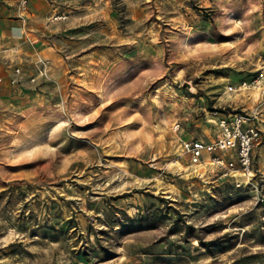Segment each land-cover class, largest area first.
Wrapping results in <instances>:
<instances>
[{
	"label": "rangeland",
	"instance_id": "374dc122",
	"mask_svg": "<svg viewBox=\"0 0 264 264\" xmlns=\"http://www.w3.org/2000/svg\"><path fill=\"white\" fill-rule=\"evenodd\" d=\"M30 4L42 40L5 67L48 76L0 91V264H264V121L241 187L180 156L264 110L242 88L264 75V0Z\"/></svg>",
	"mask_w": 264,
	"mask_h": 264
},
{
	"label": "built area",
	"instance_id": "2783aa9c",
	"mask_svg": "<svg viewBox=\"0 0 264 264\" xmlns=\"http://www.w3.org/2000/svg\"><path fill=\"white\" fill-rule=\"evenodd\" d=\"M18 11L22 14L21 19L26 22L29 0H19ZM65 18V14L56 12L48 16L47 20L53 22ZM39 40L40 38L32 35L28 24L25 23L17 44L0 47V63L5 64L9 60L14 62L23 59V45H36ZM37 64H35L37 71L30 76L26 75L22 66H12L8 77L9 83L18 87H23L28 83L37 90L39 78L48 76L45 61L40 60ZM3 82L4 77L0 76V84ZM249 86L258 90V102L264 105V75L255 79ZM261 121H264V110H256V113H222L216 119L217 131L214 137L208 140L183 141L180 146V156L186 157L189 165L202 178H222L241 187L249 183L255 173L254 152L262 138Z\"/></svg>",
	"mask_w": 264,
	"mask_h": 264
},
{
	"label": "crops",
	"instance_id": "0c3cea01",
	"mask_svg": "<svg viewBox=\"0 0 264 264\" xmlns=\"http://www.w3.org/2000/svg\"><path fill=\"white\" fill-rule=\"evenodd\" d=\"M2 1L9 3V4L14 2L13 10H14V14L16 17H15V19H12L9 21L3 17V23L0 24V34H1V36H0V47L1 46H10L8 44L9 40H16L15 42H13V45L17 44L19 42V39L21 38V29L25 23L28 24V27L31 30L32 35L36 36V37L40 38V40H42V37L34 34L33 30H32V26L30 23V20L32 17L30 0H29V13L26 14V16H27L26 22L21 19L22 14L18 11L19 0H2ZM56 12L61 13L57 10H54V13H56ZM5 65L6 64H4V63H0V67H2V69H0V76L4 77V82L2 84H0V91H8V90L12 91L13 94L17 95V97H16L17 100L20 99L21 96L27 97L29 95L30 96L33 95V93H30L27 90V88L30 86V84L27 83L23 87H18V86H13L9 83L8 77H9L10 71H8L6 69ZM25 72H26L27 76H30L33 73H35L34 71H27V70H25ZM31 88H33V86ZM35 93H38V92H35Z\"/></svg>",
	"mask_w": 264,
	"mask_h": 264
},
{
	"label": "bare ground",
	"instance_id": "6f19581e",
	"mask_svg": "<svg viewBox=\"0 0 264 264\" xmlns=\"http://www.w3.org/2000/svg\"><path fill=\"white\" fill-rule=\"evenodd\" d=\"M250 87H251V86L246 85V84H243V85H242V88H243V89H247V88H250ZM256 93H257V92H256Z\"/></svg>",
	"mask_w": 264,
	"mask_h": 264
},
{
	"label": "trees",
	"instance_id": "16d2710c",
	"mask_svg": "<svg viewBox=\"0 0 264 264\" xmlns=\"http://www.w3.org/2000/svg\"><path fill=\"white\" fill-rule=\"evenodd\" d=\"M8 190H5L2 192V195H5L7 193Z\"/></svg>",
	"mask_w": 264,
	"mask_h": 264
}]
</instances>
